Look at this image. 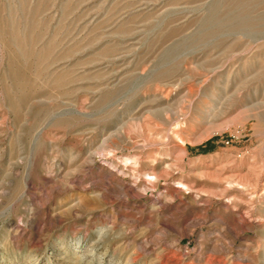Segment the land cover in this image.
I'll use <instances>...</instances> for the list:
<instances>
[{
	"label": "rangeland",
	"instance_id": "374dc122",
	"mask_svg": "<svg viewBox=\"0 0 264 264\" xmlns=\"http://www.w3.org/2000/svg\"><path fill=\"white\" fill-rule=\"evenodd\" d=\"M0 264H264V0H0Z\"/></svg>",
	"mask_w": 264,
	"mask_h": 264
},
{
	"label": "bare ground",
	"instance_id": "6f19581e",
	"mask_svg": "<svg viewBox=\"0 0 264 264\" xmlns=\"http://www.w3.org/2000/svg\"><path fill=\"white\" fill-rule=\"evenodd\" d=\"M80 244H81V241H80V240H78V241H77V245H79V246H80Z\"/></svg>",
	"mask_w": 264,
	"mask_h": 264
}]
</instances>
